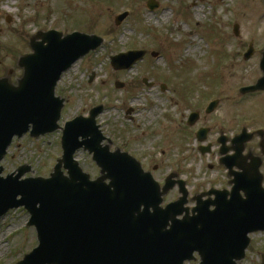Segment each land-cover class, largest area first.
<instances>
[{
	"label": "rangeland",
	"instance_id": "rangeland-1",
	"mask_svg": "<svg viewBox=\"0 0 264 264\" xmlns=\"http://www.w3.org/2000/svg\"><path fill=\"white\" fill-rule=\"evenodd\" d=\"M146 1L0 0V77L16 83L22 74L18 57L30 52L29 39L37 31L77 30L101 37V45L78 59L56 86V94L65 100L60 124L102 104L96 121L109 140L103 145L127 151L147 170L156 165V180L162 181L172 170L187 180L189 190L206 189L219 179L217 149L213 146L201 154L192 131L186 134L189 139L180 141V129L187 115L200 106L198 100L203 105L216 97H221L217 110L190 127L211 125L208 142L214 144L219 125L226 132L239 131L242 125L264 129V96L236 93L261 75L258 55L247 63L239 57L233 64L237 46L240 49L249 40L264 44V2L156 0L157 9L150 11ZM123 11L129 14L116 26L114 18ZM234 23L239 24L237 38L232 33ZM131 49L145 50V58L128 70H114L110 57ZM152 51L158 58L151 56ZM116 81L123 87H115ZM161 84L166 87L163 91ZM60 135L15 138L1 163L3 174L28 165L31 171L24 177H47L61 155ZM75 158L91 178L99 174L87 151L79 150ZM28 220L23 208L0 218V264H15L36 246V233L26 226ZM249 238L244 263L260 264L261 256L264 261V231L251 233Z\"/></svg>",
	"mask_w": 264,
	"mask_h": 264
},
{
	"label": "water",
	"instance_id": "water-1",
	"mask_svg": "<svg viewBox=\"0 0 264 264\" xmlns=\"http://www.w3.org/2000/svg\"><path fill=\"white\" fill-rule=\"evenodd\" d=\"M148 6L152 9L157 3L149 0ZM126 16H117L116 24ZM101 41L95 35L54 30L31 38L32 53L18 61L23 75L17 84L0 79V160L14 136L31 128L30 135L38 137L58 128L63 100L54 96L55 84L63 71ZM142 55L119 54L112 57V65L129 68ZM260 68L263 76L242 93L264 90V54ZM101 111L102 106L95 107L88 118L65 124L63 155L49 178L20 180L29 171L25 166L17 174L0 176V217L24 206L30 214L28 226L35 227L39 242L17 264H182L194 251L201 255V264H235L242 259L247 234L264 230V190L247 180L246 199L238 201L236 211L210 212L206 207L176 221L181 213L175 209L178 204L160 207L171 184L166 182L160 192L129 155L100 148L95 117ZM81 146L101 167V176L94 181L73 159Z\"/></svg>",
	"mask_w": 264,
	"mask_h": 264
},
{
	"label": "flooded vegetation",
	"instance_id": "flooded-vegetation-1",
	"mask_svg": "<svg viewBox=\"0 0 264 264\" xmlns=\"http://www.w3.org/2000/svg\"><path fill=\"white\" fill-rule=\"evenodd\" d=\"M249 44L254 45L253 40H251L248 43V45ZM243 46H244V43H243ZM256 49H258V48L257 47L255 48L254 54H256ZM236 56H238V57L240 56L239 50L236 53ZM210 116L211 115H205L203 113L201 116H199V120L205 121ZM231 122L232 121H230L229 123L231 124ZM200 127H208L209 131H208L207 137L208 138L211 137V133H212L211 125L201 124ZM222 127H223L222 125H219V127L217 128V132H216L215 137H214V144L209 142L210 146L214 145L215 149H217V152H218L217 162H218L219 179L217 180L216 184L209 185L208 188L215 187L218 190L224 191V193H223L224 199H220V202H227L231 198V195L229 192H230L231 187H232L231 183H232V180L234 178V173H237L239 170L237 169L236 166H233L232 174L229 175L228 168L225 165H223V163L221 161L222 155L220 154V150H221V148L227 150L223 157L233 155L234 154L233 148L235 146V143H233V138L235 137V135L238 132H237V130L236 131L233 130L231 132L232 128L229 130V132H226L225 127H223V129H222ZM191 130L192 129L190 127L181 126L180 141H183V137L184 138L186 137V139H189V137H187L186 134L189 133V131H191ZM248 131H253V130H248ZM221 141H223V142H221ZM260 143H261L260 137L255 136L254 138H252L250 140V142H248L244 145L243 157H246V158L243 159L242 166L245 167L246 169H248L250 167V164H251V158L252 157H259L261 160L259 162V168H258L257 174H258V176H260L262 185L264 187V149L261 148ZM156 168H157V166L155 165L153 167V170H155ZM170 171H172V170H170ZM163 181H160V183L163 184ZM205 190L206 189H201V190L193 191V192L189 193V195L187 197V204H186V206L189 208L188 214L192 215L191 208H193L196 204L194 197L198 194H202L203 192H205ZM169 196H170V199L168 200V202L176 200L179 197V186L175 185L171 189ZM213 199H214L213 196H204L202 200L212 201Z\"/></svg>",
	"mask_w": 264,
	"mask_h": 264
},
{
	"label": "bare ground",
	"instance_id": "bare-ground-1",
	"mask_svg": "<svg viewBox=\"0 0 264 264\" xmlns=\"http://www.w3.org/2000/svg\"><path fill=\"white\" fill-rule=\"evenodd\" d=\"M196 18H198V14L196 15ZM196 48H197V49H199V48H200V46H196Z\"/></svg>",
	"mask_w": 264,
	"mask_h": 264
}]
</instances>
